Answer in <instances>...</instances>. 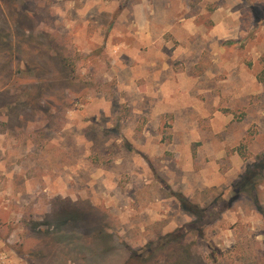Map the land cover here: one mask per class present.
I'll return each mask as SVG.
<instances>
[{
  "label": "rangeland",
  "instance_id": "374dc122",
  "mask_svg": "<svg viewBox=\"0 0 264 264\" xmlns=\"http://www.w3.org/2000/svg\"><path fill=\"white\" fill-rule=\"evenodd\" d=\"M263 69L264 0H0V264H264Z\"/></svg>",
  "mask_w": 264,
  "mask_h": 264
},
{
  "label": "trees",
  "instance_id": "16d2710c",
  "mask_svg": "<svg viewBox=\"0 0 264 264\" xmlns=\"http://www.w3.org/2000/svg\"><path fill=\"white\" fill-rule=\"evenodd\" d=\"M256 79L259 83L261 84H264V69L256 76ZM193 157H195V154L193 153L192 154ZM254 175L251 174L250 177H243L239 183V185L241 186V190L242 191H247V190H250V192L253 191V189H255V183L253 182L254 180ZM180 204H181V207L183 210H185L186 212H188L189 214L191 213H194V214H197L198 211L196 210L197 208L196 207H193L190 205L189 202H187L185 199H181L180 200ZM64 221H61L60 223H62ZM172 236L173 234H167L165 236H163L164 239H172ZM95 237L98 239V238H102V233L100 232H97ZM151 244L153 243H148V251H151L152 249L150 248L151 247ZM147 247V246H146Z\"/></svg>",
  "mask_w": 264,
  "mask_h": 264
},
{
  "label": "crops",
  "instance_id": "0c3cea01",
  "mask_svg": "<svg viewBox=\"0 0 264 264\" xmlns=\"http://www.w3.org/2000/svg\"><path fill=\"white\" fill-rule=\"evenodd\" d=\"M149 10V9H148ZM150 12V10H149ZM149 22L150 20L148 19V46H151L152 41H153V37H152V32L150 31V26H149ZM190 27V26H189ZM191 32V29L189 30ZM157 73L159 74V71H157Z\"/></svg>",
  "mask_w": 264,
  "mask_h": 264
}]
</instances>
